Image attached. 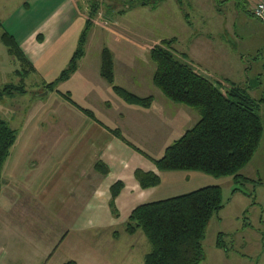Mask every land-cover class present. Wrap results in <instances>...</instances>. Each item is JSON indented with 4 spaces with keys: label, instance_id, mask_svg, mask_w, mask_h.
<instances>
[{
    "label": "crops",
    "instance_id": "obj_1",
    "mask_svg": "<svg viewBox=\"0 0 264 264\" xmlns=\"http://www.w3.org/2000/svg\"><path fill=\"white\" fill-rule=\"evenodd\" d=\"M88 1L82 0L85 6L82 9L78 0H0L3 30L15 38L35 68L25 81L40 73L39 69L54 71L59 62L70 61L78 45L77 36L81 35L89 18L92 3ZM260 1L156 0V8H146L160 13L158 28L177 29V33L171 35L176 39L174 46L188 52L185 54L193 66L217 72L223 69L224 60L234 62L226 51H216L210 39L234 32L227 28V13L223 8L228 7L234 13L241 6L253 17L251 9ZM16 2V7L10 8ZM98 17L77 72L56 91L49 92L59 95L56 97L62 121L60 130L79 134L78 144L71 142L70 147L69 141H60L54 151L51 142L38 147V139L31 143L25 141L23 149H31L34 156L16 158L6 166L8 158L4 165L0 193V264H128L127 252L131 255L133 243L122 240L121 236L127 233L128 219L137 207L204 187L220 186L221 179L200 172H159L150 159L134 149L138 148L154 160L161 159L166 149L192 129L201 117L193 109L169 101L153 84L155 71L149 57L153 47L149 42L154 43L151 32L134 41L127 30L112 23V19L106 17L100 23ZM76 23H80V29L72 34L74 41H68ZM100 34L104 36L97 46L98 59L95 60L89 52ZM104 47L114 55L115 84L140 98L153 97L154 103L149 109L125 103L101 77ZM228 77L226 79L230 80ZM207 78L214 84H224ZM72 80L80 86L82 102L103 105L98 114L88 109L95 119L80 110L87 105H78L73 91H62ZM228 80H225L227 85ZM65 94H70L78 107L67 101ZM24 129L30 132L29 127ZM110 130H119L125 142ZM36 148L38 150L33 152ZM64 154L70 157L63 158ZM98 162L109 169L108 174L96 170ZM137 170L157 173L160 185L142 189L135 177ZM118 182L123 183V190L112 206L111 188ZM37 210L42 211L41 215ZM49 228L62 231L55 240L38 241L41 246L38 250L37 230ZM61 247H64L63 254L59 253ZM149 253L144 256V264Z\"/></svg>",
    "mask_w": 264,
    "mask_h": 264
},
{
    "label": "trees",
    "instance_id": "obj_2",
    "mask_svg": "<svg viewBox=\"0 0 264 264\" xmlns=\"http://www.w3.org/2000/svg\"><path fill=\"white\" fill-rule=\"evenodd\" d=\"M136 1L138 2L130 5V10L137 6H147V0ZM100 5L99 1L92 5L68 66L56 80L46 84L45 92L56 91L60 84L68 81L77 72L79 62L85 56L89 34L100 14ZM0 29L1 42L7 48L8 54L21 66V70L15 74L22 77L19 86H4L0 90V99L24 95L25 78L35 68L15 38L3 30L1 22ZM175 44L176 39H166L151 48L149 57L156 66L153 84L169 101L193 109L200 114L201 119L169 146L161 159L154 160L133 146L134 149L150 159L159 172H200L215 179L231 177L237 183L241 179L246 180L241 171L251 163L264 137L263 120L259 114L260 102L236 83L230 82L229 87L219 82L212 83L197 72L187 54H180L175 50ZM100 75L125 103L145 109H149L154 103L153 97L140 98L115 84L114 55L107 47L101 52ZM63 96L77 106L70 94ZM80 110L95 119L92 111L81 107ZM110 132L125 142L119 130ZM16 140L17 131L0 118V193L2 171ZM95 168L103 175L109 172L101 162ZM135 177L142 189L155 188L161 183L160 176L154 172L137 170ZM122 190V182L111 188L112 206ZM223 208L220 186H208L137 207L128 219L126 232L133 236L141 231L150 243L151 251L145 258V264H201L206 259L203 243L208 225ZM222 235L218 236L217 241L220 249L224 248Z\"/></svg>",
    "mask_w": 264,
    "mask_h": 264
},
{
    "label": "rangeland",
    "instance_id": "obj_3",
    "mask_svg": "<svg viewBox=\"0 0 264 264\" xmlns=\"http://www.w3.org/2000/svg\"><path fill=\"white\" fill-rule=\"evenodd\" d=\"M78 1L83 9L85 6L82 4V0ZM96 1L98 0H89L88 2L93 5ZM99 2L101 4L99 22L103 23L106 17L112 19V23L126 29L134 41H139L140 37L149 36L146 34L148 31L152 33L151 40L154 41L155 45H158L163 40L174 39V36L171 35L177 33L175 28H172L173 30L169 29V31L158 28L160 13L150 9L156 6V0H147V6L150 8L137 6L132 10H130V5L138 1L99 0ZM16 4L17 2L10 8H15ZM223 11L227 13V28L234 32L224 36H214L210 39L216 51L222 49L230 54V57L234 59L233 64L224 60L222 63L223 69H218L217 72L201 68L195 64L194 68L198 73L210 77L212 81H221L224 83L223 86L229 87L230 82H233L246 89L252 98L260 102L259 114L264 125V24L250 16L241 6L234 13H231L228 7L223 8ZM178 16L181 17L180 14ZM149 24L152 26L150 27ZM79 26L80 23H76L68 41H74L71 40L74 39L72 34L80 29ZM109 27L112 26L109 25ZM1 34L2 30L0 29V36ZM103 36L100 34L99 37H96L98 41L95 40L94 48H91L89 52V56L95 60L98 59L97 46L102 43L100 39ZM181 39L185 40L186 38ZM77 40L75 39V41ZM149 43L153 47L155 46L154 43ZM184 45H187V43H184ZM174 48L180 54H188L181 47L174 46ZM68 62L65 60L59 62L54 71L53 69H39L40 73L32 75L31 80L24 81L27 82L24 95L0 99V118L7 121L9 126L17 131L18 136L6 166L16 158L23 156L25 159H29L34 156L31 149H23L25 141L31 143V141L38 139L36 141L38 147L42 146L44 142H51L54 151L56 144L60 141H69L70 145L68 146L70 147L72 146L71 142L78 144L79 134L77 135L75 131L65 133L60 130L59 123L62 121L58 116L60 114V111H58L59 98L56 97L59 95L56 92L54 94L45 92L46 83L54 81L61 71L68 66ZM150 64L155 71V64L152 61ZM243 64L245 67L242 66ZM227 66L232 68H226ZM16 70H21L20 64L8 54L7 48L0 40V90L7 84L20 85L22 77L15 74ZM146 71H148L147 68ZM226 76H229L230 80L226 79ZM36 78L37 80H35ZM146 78L148 79V76ZM225 80H228V85ZM69 90L73 91L74 101L78 105H87L85 106L87 110L91 109L97 114L100 113V107L102 108L103 105L97 102H82L80 100V86L76 80H72L62 89L64 93ZM66 104L68 103L66 102ZM25 126L29 127L30 132H25ZM49 128L56 131L52 132ZM17 146L21 147L18 149ZM37 150L36 148L33 152ZM66 155L64 154L63 158L70 157ZM241 174L246 180L241 179L237 183L233 178L227 177L219 181L223 193L224 208L212 218L208 225L203 243L206 259L201 264H264V137L258 152L251 163L241 171ZM37 212L39 215L42 213L40 210H37ZM61 231V229L52 228L37 230V242L51 238L55 240L56 235ZM116 231L122 232L123 230L117 229ZM220 234H223L222 244L224 248L222 249L217 248ZM121 238L133 243L131 255H129V251L127 252L128 264H144V256L151 251V245L145 235L141 231L134 236L122 233ZM5 242L8 243L10 240L5 239ZM37 247L38 250L41 247L39 242ZM43 247L45 246L43 245ZM63 248L61 247L59 253L63 254Z\"/></svg>",
    "mask_w": 264,
    "mask_h": 264
},
{
    "label": "built area",
    "instance_id": "obj_4",
    "mask_svg": "<svg viewBox=\"0 0 264 264\" xmlns=\"http://www.w3.org/2000/svg\"><path fill=\"white\" fill-rule=\"evenodd\" d=\"M251 14L255 19L264 24V0H261L253 6Z\"/></svg>",
    "mask_w": 264,
    "mask_h": 264
}]
</instances>
